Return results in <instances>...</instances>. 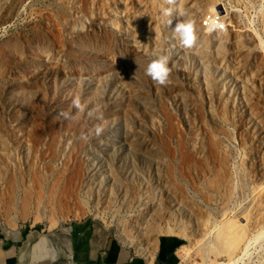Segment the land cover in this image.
Returning a JSON list of instances; mask_svg holds the SVG:
<instances>
[{"label":"rangeland","instance_id":"374dc122","mask_svg":"<svg viewBox=\"0 0 264 264\" xmlns=\"http://www.w3.org/2000/svg\"><path fill=\"white\" fill-rule=\"evenodd\" d=\"M162 52L167 86L145 74ZM82 219L264 264V0H0V233Z\"/></svg>","mask_w":264,"mask_h":264},{"label":"crops","instance_id":"0c3cea01","mask_svg":"<svg viewBox=\"0 0 264 264\" xmlns=\"http://www.w3.org/2000/svg\"><path fill=\"white\" fill-rule=\"evenodd\" d=\"M0 264H181L173 247L142 257L121 246L94 220L63 222L52 229L11 228L0 233Z\"/></svg>","mask_w":264,"mask_h":264},{"label":"clouds","instance_id":"9594fccd","mask_svg":"<svg viewBox=\"0 0 264 264\" xmlns=\"http://www.w3.org/2000/svg\"><path fill=\"white\" fill-rule=\"evenodd\" d=\"M169 5H177L178 0H166ZM172 8L165 9L164 14L171 17ZM178 22L172 29L173 39L178 41V45L182 49H192L196 46L198 35L195 21L192 19H185L186 13L183 10L177 8ZM172 21L169 19L168 24L171 25ZM77 29H74V31ZM79 30H84V25L80 26ZM171 60V55L168 53H160L151 59L148 63L145 74L149 76L155 83L161 86H167L170 83V75L172 72L169 66ZM73 106L77 109L83 110V106L80 103L79 98L73 100ZM67 118V113H61ZM103 131L102 128L97 127L96 134L99 135Z\"/></svg>","mask_w":264,"mask_h":264},{"label":"built area","instance_id":"2783aa9c","mask_svg":"<svg viewBox=\"0 0 264 264\" xmlns=\"http://www.w3.org/2000/svg\"><path fill=\"white\" fill-rule=\"evenodd\" d=\"M218 26H219V28H223V24H221V23H219ZM96 200L99 202L100 199H96ZM102 200L103 199H101V201ZM122 200L123 199H121V201ZM94 203L96 204V202H93L92 205H94ZM96 212H98V211H96ZM101 213L104 216V212H101ZM148 220L150 221V219H148ZM99 221L102 223L103 226H105L106 228L111 230L110 227H111L112 223H110V221L107 222L104 219H101ZM127 224L120 223L119 221L116 224H114V225H119V232L118 233H113V234L118 239V241L121 244V246L129 248L131 250V253L133 251H136V250H148L149 254H150L154 250V248H151V246L147 245L146 243H148V242L133 241V239L130 238V236H132V235L129 234V232L133 233L132 231H130L131 228L128 227V232H120V225H127ZM131 226L132 227H136V228L140 227L137 224H134V225H131ZM145 226H146V223L144 222L142 227L144 228Z\"/></svg>","mask_w":264,"mask_h":264},{"label":"trees","instance_id":"16d2710c","mask_svg":"<svg viewBox=\"0 0 264 264\" xmlns=\"http://www.w3.org/2000/svg\"><path fill=\"white\" fill-rule=\"evenodd\" d=\"M167 240V239H166ZM172 241H170V242H173L172 244H169V246L168 247H173L174 248V246L176 245V243H178L179 242V240L178 239H171ZM166 243H167V241H164V243H162L163 244V247H166Z\"/></svg>","mask_w":264,"mask_h":264}]
</instances>
